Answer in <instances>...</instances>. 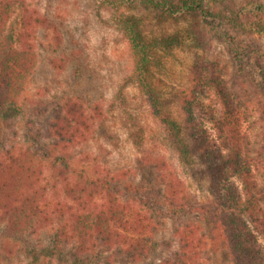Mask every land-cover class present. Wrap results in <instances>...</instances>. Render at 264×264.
Here are the masks:
<instances>
[{
    "label": "trees",
    "instance_id": "1",
    "mask_svg": "<svg viewBox=\"0 0 264 264\" xmlns=\"http://www.w3.org/2000/svg\"><path fill=\"white\" fill-rule=\"evenodd\" d=\"M100 1L123 31L151 112L209 194L189 198L159 151H143L134 167L107 165L83 145L94 116L72 98L31 102V111L51 109L47 140L28 129L19 144L37 34L50 23L35 0H0V264H264V0ZM137 7L185 23L147 34ZM188 41L203 51L226 43L231 68L196 55L174 111L152 69L159 51ZM169 220L182 222L160 238Z\"/></svg>",
    "mask_w": 264,
    "mask_h": 264
},
{
    "label": "rangeland",
    "instance_id": "2",
    "mask_svg": "<svg viewBox=\"0 0 264 264\" xmlns=\"http://www.w3.org/2000/svg\"><path fill=\"white\" fill-rule=\"evenodd\" d=\"M35 2L47 13L50 26L37 34L39 59L27 91L26 105L30 109L19 117V144L29 141L28 129L32 136L40 137V143L47 140L43 133L51 119V109L31 111V102H53V106L54 102L72 98L94 116L93 129L83 145L100 160L112 168L134 167L143 151L162 152L185 179L188 197L205 198L209 194L208 181L193 177L183 166L160 121L150 110L147 95L133 73L128 43L113 18V11L100 0ZM135 11L143 16L142 26L147 34L171 33L185 23L174 19L160 22L156 11L141 7ZM191 42L159 51V63L152 69L159 91L174 111L179 107L178 98L190 88L191 74L198 66L196 55L231 68L232 57L226 43L216 41L211 51H203ZM259 44L264 48V38ZM199 66L207 70L204 65ZM208 102L205 97V103ZM181 222L167 221L159 237L170 238ZM219 257V262L224 263L225 255Z\"/></svg>",
    "mask_w": 264,
    "mask_h": 264
}]
</instances>
